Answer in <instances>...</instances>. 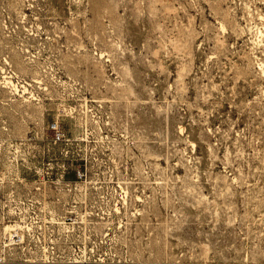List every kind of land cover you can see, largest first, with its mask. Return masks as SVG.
Masks as SVG:
<instances>
[{"label":"rangeland","instance_id":"rangeland-1","mask_svg":"<svg viewBox=\"0 0 264 264\" xmlns=\"http://www.w3.org/2000/svg\"><path fill=\"white\" fill-rule=\"evenodd\" d=\"M0 264H264V0H0Z\"/></svg>","mask_w":264,"mask_h":264}]
</instances>
